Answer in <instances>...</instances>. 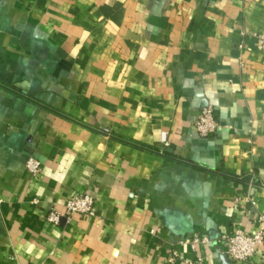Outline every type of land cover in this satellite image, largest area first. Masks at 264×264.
Segmentation results:
<instances>
[{
  "label": "crops",
  "instance_id": "crops-1",
  "mask_svg": "<svg viewBox=\"0 0 264 264\" xmlns=\"http://www.w3.org/2000/svg\"><path fill=\"white\" fill-rule=\"evenodd\" d=\"M262 34L264 0H0V264H244L225 250L264 213ZM84 191L95 214L67 215Z\"/></svg>",
  "mask_w": 264,
  "mask_h": 264
},
{
  "label": "built area",
  "instance_id": "built-area-1",
  "mask_svg": "<svg viewBox=\"0 0 264 264\" xmlns=\"http://www.w3.org/2000/svg\"><path fill=\"white\" fill-rule=\"evenodd\" d=\"M258 47L264 48V34L259 36ZM220 123L216 120L212 105H206L202 109V114L196 122L197 131L201 136H207L217 131ZM26 168L29 172L37 175L40 173L42 165L40 161L29 158L26 163ZM96 211L95 196L88 192L75 193L66 204L67 215H94ZM48 220L54 223H59L61 216L59 213L52 212L48 215ZM259 228L255 232H244L241 229L234 231L227 238V248L225 255L232 261L250 264L254 258L261 253L264 255V213L258 216ZM203 241L207 237L202 238ZM189 264H201L200 259L190 261Z\"/></svg>",
  "mask_w": 264,
  "mask_h": 264
}]
</instances>
